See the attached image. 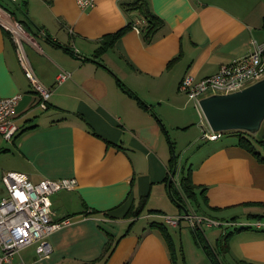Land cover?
Listing matches in <instances>:
<instances>
[{"label":"crops","instance_id":"1","mask_svg":"<svg viewBox=\"0 0 264 264\" xmlns=\"http://www.w3.org/2000/svg\"><path fill=\"white\" fill-rule=\"evenodd\" d=\"M123 1L130 0H95L86 9L74 0L0 5L3 17L7 12L21 21L28 63L50 90L40 107V94L0 27V96L20 95L18 130L11 140H0V173L76 180L74 188L50 197L52 220L66 221L48 236L50 255L35 264H176V240L168 229L173 225L155 219L150 209L196 212L232 225L215 233L214 241L202 235L213 249L223 231L249 224L231 232L220 254L228 264H264V161L239 145L235 134H200L203 142L181 166L190 168L196 192L204 188L205 203L198 197L193 206L184 198V208L175 212L165 179L173 151L167 134L192 121L180 79L214 73L245 53L252 38L264 41V0H146L163 21L151 40L144 42L132 26L94 56L104 34L140 21L136 10L122 9ZM60 70L70 76L56 83ZM253 144L264 157V144ZM140 205L138 215H126ZM151 221L166 226L174 254ZM33 245L20 250L24 260L33 257Z\"/></svg>","mask_w":264,"mask_h":264},{"label":"built area","instance_id":"2","mask_svg":"<svg viewBox=\"0 0 264 264\" xmlns=\"http://www.w3.org/2000/svg\"><path fill=\"white\" fill-rule=\"evenodd\" d=\"M14 2L15 0H9ZM80 9L90 8L95 0H74ZM7 19H4V18ZM139 20L132 26L138 29ZM0 27L7 30L15 45L16 55L24 75L31 86L40 94L38 105L46 107V99L50 90L43 87L36 78L28 63L22 47L25 31L21 22L4 12L0 7ZM264 74V41L251 39L250 48L242 55L221 64L218 69L200 79L185 74L178 83V89L188 99L193 100L200 110L198 98L209 92H225L239 88ZM70 76L69 71L60 70L55 82L60 83ZM19 94L0 96V140L9 141L18 130L15 121L16 105ZM201 111V110H200ZM202 113V112H201ZM203 116V114H202ZM204 117V116H203ZM205 119V118H204ZM200 118L201 138L215 139L221 135L207 126ZM206 121V120H205ZM207 123V122H206ZM171 172V170H170ZM171 175L172 182L179 187L178 176ZM2 188L0 191V264H35V261L46 258L52 251L48 240L50 233L66 220L53 221L51 217V195L62 189H72L76 185L74 177H43L37 181L29 175L17 170H5L1 173ZM169 225H177L181 218L186 219L193 228L226 224L203 214L186 211L177 215L162 214ZM259 224V223H255ZM33 245V257L26 261L19 254L20 250ZM17 259L13 260L14 256Z\"/></svg>","mask_w":264,"mask_h":264},{"label":"trees","instance_id":"3","mask_svg":"<svg viewBox=\"0 0 264 264\" xmlns=\"http://www.w3.org/2000/svg\"><path fill=\"white\" fill-rule=\"evenodd\" d=\"M120 6L123 10H136L140 16L141 23L138 24V30L140 32L141 38L144 42H149L154 35V33L162 26L163 21L162 19L157 16L149 7L148 2L146 0H130V1H123L120 2ZM20 21V20H19ZM262 26L264 27V16L262 20ZM21 22V21H20ZM134 22L129 21L127 22L123 27L117 29L114 32L104 34L98 43V46L94 50V56H99L107 47L111 46L113 42L118 38L127 28L132 27V24ZM231 134H235L236 141L239 145L250 151L252 154L257 156L258 159L264 161V157H262L258 150L254 147L253 142L263 145L264 144V131L261 132L260 137L255 139L252 138L249 134L243 132V131H231L229 132ZM170 141V140H169ZM171 145V141H170ZM170 157L169 160V167L170 170L175 166L174 164V158H176L175 154H173ZM176 171V167L174 168ZM169 170V171H170ZM180 171V172H179ZM178 171V182L179 187L175 186L172 181H170L169 186V195L180 207L184 208V201L182 198H186L187 200H190V202H194L195 205L199 204L198 197L202 198L204 203L206 202V197L203 195L204 188L200 187L199 190L196 192L195 187H197L191 180L190 175V168H182L180 167ZM165 179H168L166 176ZM145 198H142L140 202H143ZM141 205L138 209H132L130 208L126 215L134 214L138 215L141 211ZM149 212H156L155 209L148 210ZM258 215V214H257ZM255 214V216L257 217ZM131 224V223H130ZM149 226H155L160 229L162 232L164 238L166 239V242L168 246L170 247V250L173 251V242L170 238V235L167 231L166 226L159 221H151L149 222ZM251 225L244 224V225H238L235 226L233 229L228 231H223L222 234L215 239L214 249L209 246V244L204 240L200 230L198 228H193V231L195 233V236L198 237V241L202 244V248L205 252V254L209 257L212 264H221L215 255V252L217 251L218 254L223 253L227 250L228 247V237L231 234L232 231L240 230V229H246L249 228ZM175 262V259L172 258Z\"/></svg>","mask_w":264,"mask_h":264},{"label":"rangeland","instance_id":"4","mask_svg":"<svg viewBox=\"0 0 264 264\" xmlns=\"http://www.w3.org/2000/svg\"><path fill=\"white\" fill-rule=\"evenodd\" d=\"M8 3H12L9 0H0V5L2 6H7ZM17 14V13H16ZM186 96V95H185ZM187 99V96H186ZM189 102V107L192 110V121L187 125L186 129H180V130H175V131H169V134H167V140L170 139L171 141V146L173 148V152L176 155V165L178 164L177 167H181L183 165H186L189 155L191 152L200 144L202 143V139L199 138V135L201 134V125H200V118L202 117V122L204 127L207 126V123L202 116V113L200 110H197V108L194 105L193 100L187 99ZM264 127V125H263ZM263 129V128H262ZM229 133V132H228ZM261 133V132H260ZM169 137V138H168ZM196 139V140H195ZM6 142V141H4ZM254 143L257 145L254 141ZM260 147V144L257 145ZM1 176V173H0ZM2 188V183L0 180V191ZM171 199V198H170ZM172 200V199H171ZM184 201V198H182ZM173 201V205L175 207L174 211L176 212L178 208V204ZM185 202V201H184ZM192 203V202H190ZM193 206L195 203H192ZM173 207V208H174ZM194 209V207H193ZM171 212L169 210H161L160 212H154V218L158 219L160 221H165L164 216L162 214H169V215H174L170 214ZM201 214V213H198ZM205 215V214H203ZM208 216V215H205ZM150 217V216H148ZM209 217V216H208ZM245 217V215H244ZM243 217V218H244ZM140 218H138L139 220ZM166 223V221H165ZM168 224V223H167ZM232 227V225H215V226H203L201 229V234L204 235V233H207L206 237L211 241L213 238V235L217 232H219L221 229H229ZM169 231L173 234L175 238V258H176V264H212L211 260L209 257L205 254L202 244L198 241V237L195 236V231L193 230V227L185 220L184 218H181L178 222V224L174 226H168ZM181 230V231H180ZM194 231V232H193ZM222 234V233H221ZM221 234H219L217 237H219ZM204 238V237H203ZM205 239V238H204ZM206 241V240H205ZM214 241V238H213ZM32 248V247H31ZM30 247L27 249L23 250L22 252L25 253L27 251L31 250ZM174 248L172 253L174 254ZM223 254V253H222ZM215 255L217 256L219 262L221 264H228L226 260L224 259L223 255L221 254L218 255V252H215ZM18 256V255H16Z\"/></svg>","mask_w":264,"mask_h":264},{"label":"water","instance_id":"5","mask_svg":"<svg viewBox=\"0 0 264 264\" xmlns=\"http://www.w3.org/2000/svg\"><path fill=\"white\" fill-rule=\"evenodd\" d=\"M198 105L212 131L221 134L243 131L257 139L264 125V74L234 90L204 94L198 98ZM170 181L171 175L168 189Z\"/></svg>","mask_w":264,"mask_h":264},{"label":"flooded vegetation","instance_id":"6","mask_svg":"<svg viewBox=\"0 0 264 264\" xmlns=\"http://www.w3.org/2000/svg\"><path fill=\"white\" fill-rule=\"evenodd\" d=\"M177 172H178V171L176 170V175H177Z\"/></svg>","mask_w":264,"mask_h":264}]
</instances>
